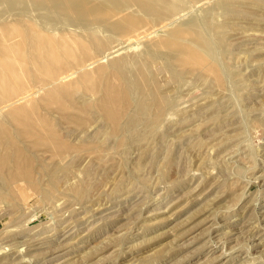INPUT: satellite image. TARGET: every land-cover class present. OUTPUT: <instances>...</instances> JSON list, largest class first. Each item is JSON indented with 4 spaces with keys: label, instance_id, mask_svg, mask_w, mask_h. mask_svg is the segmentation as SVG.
I'll return each instance as SVG.
<instances>
[{
    "label": "rangeland",
    "instance_id": "rangeland-1",
    "mask_svg": "<svg viewBox=\"0 0 264 264\" xmlns=\"http://www.w3.org/2000/svg\"><path fill=\"white\" fill-rule=\"evenodd\" d=\"M0 109V264H264V0H0Z\"/></svg>",
    "mask_w": 264,
    "mask_h": 264
},
{
    "label": "bare ground",
    "instance_id": "bare-ground-1",
    "mask_svg": "<svg viewBox=\"0 0 264 264\" xmlns=\"http://www.w3.org/2000/svg\"><path fill=\"white\" fill-rule=\"evenodd\" d=\"M260 1V0H259ZM174 16V15H173ZM179 17V16H178ZM174 18V17H173ZM177 17H175V19H176ZM174 19V20H175ZM174 20L172 19V20H169L168 22L169 23H172V22H174ZM177 20V19H176ZM167 22V23H168ZM176 22V21H175ZM164 23V22H163ZM168 23V24H169ZM166 24V23H165ZM163 25V24H162ZM161 26V25H160ZM159 26V27H160ZM165 27H166V25H165ZM158 28V27H157ZM162 28V27H161ZM167 28V27H166ZM154 29V28H153ZM162 30V29H161ZM151 31V30H150ZM155 31V30H154ZM152 32V31H151ZM146 33V35L147 34H149V33H147L146 31L144 32V34ZM145 35V36H146ZM149 36V35H148ZM150 36H151V34H150ZM149 36V37H150ZM137 37V36H136ZM141 37V36H140ZM138 39H139V37H137ZM148 38V37H147ZM119 46V45H118ZM120 48H121V46H120ZM119 50V48H117V49H114V50H112V51H110V52H106L107 54L106 55H102L101 57H106L107 55H109L110 56V54H114L115 55V52H117ZM105 54V53H104ZM100 57V58H101ZM100 59L99 58H97V59H94L93 61H90L89 62V64H93V63H98V61H99ZM100 62V61H99ZM101 62H103V61H101ZM100 62V63H101ZM118 62H121V63H124V61L123 60H119ZM127 61H125V63H126ZM98 65V64H97ZM126 65V64H125ZM88 66V65H87ZM75 72V71H74ZM74 72H71V73H68V74H66V75H64L62 78H64V77H67V76H70L71 74H73ZM35 91H33V92H31V94H33ZM17 102V101H16ZM3 107V106H2ZM1 107V108H2ZM4 108V107H3ZM1 110V109H0ZM19 179V178H18ZM255 180V179H254ZM13 188V187H12ZM127 204V203H126ZM12 207V206H11ZM245 207V206H244ZM261 208V207H260ZM75 211V210H74ZM119 214V213H118ZM63 215V214H62ZM70 215V214H69ZM92 218V217H91ZM235 219V218H234ZM26 221V220H25ZM81 222V221H80ZM256 222V221H255ZM243 223V222H242ZM253 224V223H252ZM216 225V224H215ZM246 228V227H245ZM248 228V227H247ZM231 229V228H230ZM60 231V230H59ZM225 231H226V229H225ZM233 232V231H232ZM69 233V232H68ZM71 233V232H70ZM51 234V233H50ZM65 236V235H64ZM219 236V235H218ZM248 236V235H247ZM217 237V236H216ZM71 238V237H70ZM250 238V237H249ZM40 239V238H39ZM48 239V238H47ZM63 239V238H62ZM37 240V239H36ZM34 241V240H33ZM60 241V240H59ZM38 242V241H37ZM41 242V241H40ZM49 242V241H48ZM207 243V242H206ZM28 244V243H27ZM38 245V244H37ZM40 245V244H39ZM73 245V244H72ZM244 249V248H243ZM38 252V251H37ZM210 252V251H209ZM56 255H52L51 257H50V259H52V258H54ZM234 256V255H233ZM239 256V255H238ZM241 256V255H240ZM253 256H254V254H253ZM234 259V258H233ZM211 260V259H210ZM249 262H251V261H249ZM258 262V261H257Z\"/></svg>",
    "mask_w": 264,
    "mask_h": 264
}]
</instances>
